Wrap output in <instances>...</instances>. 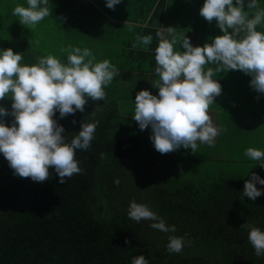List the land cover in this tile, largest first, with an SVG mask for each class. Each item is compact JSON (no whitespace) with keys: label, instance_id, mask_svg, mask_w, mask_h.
<instances>
[{"label":"trees","instance_id":"obj_1","mask_svg":"<svg viewBox=\"0 0 264 264\" xmlns=\"http://www.w3.org/2000/svg\"><path fill=\"white\" fill-rule=\"evenodd\" d=\"M48 7L57 20L70 13L75 21L86 20V37L92 18L100 16L87 0H49ZM144 31L158 38V30ZM21 43V66L37 64L27 44ZM0 107L11 112V104L0 101ZM53 119L64 127L67 143L82 122L97 124L89 149L76 150L83 173L60 184L50 168L47 181L34 182L15 176L0 153V264H131L141 255L150 264H264V256L257 257L248 240L251 227L264 231V195L255 201L244 196L241 176L184 182L166 176L172 186L164 187L156 175L147 196L135 201L137 191L127 183L132 170L148 157L150 146L132 116L120 115L106 93L103 101L89 100L83 113L60 119L57 112ZM0 121L10 127L14 117ZM164 159L171 165L179 162ZM258 175L264 179V169ZM133 200L147 205L167 226L175 225L176 232L153 229V221L129 219ZM244 224L248 227H241ZM170 236L191 243L179 254H170Z\"/></svg>","mask_w":264,"mask_h":264},{"label":"clouds","instance_id":"obj_2","mask_svg":"<svg viewBox=\"0 0 264 264\" xmlns=\"http://www.w3.org/2000/svg\"><path fill=\"white\" fill-rule=\"evenodd\" d=\"M120 3L121 0H106V7L114 10ZM48 4L49 0H27V7L17 5L12 14L21 25L33 29L51 16ZM244 8L245 0H235V6L233 0H205L200 16L209 23L215 20L223 34L203 47L192 46L186 36L178 37L172 27L166 28L171 40L163 32L156 33L159 44L154 73L159 79L153 87L158 88V96L148 90L139 91L132 119L140 131L151 129L150 140L158 153L168 154L182 147L194 154L197 142L215 146V138L226 130L214 126L208 114L210 105L222 93L221 84L213 79L215 75L241 71L252 77L250 87L264 95V32L256 30L264 21V9L258 8V0H248L247 9H256L249 18ZM152 40L151 35L137 36L132 47L147 46ZM178 42L185 51H174ZM61 51L67 52V64L49 54L32 66H21L22 55L11 48L0 52V101L6 97L13 101L11 112L0 107V118L14 117L10 127L0 121V153L15 176L39 183L50 178V168L60 184L83 173L75 159L76 150L89 149L97 124L82 122L79 133L67 143L62 135L64 127L53 117L57 112L60 119L77 111L83 113L89 100L103 101L104 88L120 74L107 59L94 63L96 57L88 48L69 46ZM206 65L214 67L205 69ZM245 156L260 162L264 169V152L248 148ZM113 182L120 184L119 179ZM257 184L264 185V179L253 172L250 180H245L243 195L253 201L264 195V189H258ZM128 217L135 222L153 221L150 227L164 233L177 230L175 225L167 226L147 205L134 200ZM248 240L255 255L264 256V231L251 227ZM130 243L125 240V244ZM186 243L191 241L170 236L166 248L170 254H179ZM131 264L150 262L141 255L134 256Z\"/></svg>","mask_w":264,"mask_h":264},{"label":"crops","instance_id":"obj_3","mask_svg":"<svg viewBox=\"0 0 264 264\" xmlns=\"http://www.w3.org/2000/svg\"><path fill=\"white\" fill-rule=\"evenodd\" d=\"M87 1L93 5L100 16L92 18L91 31H94V33L89 36V39L93 38L95 41L84 44L93 51L97 48L96 44H101L103 47L101 46L100 49H104V52L99 55L98 62L107 59L118 68L120 74L114 78L117 81V87L112 88L109 84L104 88V91L110 94V98L116 102L119 114L127 117L134 116L135 96L139 91L148 90L153 95L158 96L159 90L153 85L159 79L154 73L155 49L158 47L159 38L155 40V36L153 37L151 33L145 32V29L163 32L165 38L171 40L166 28L172 27L176 29L175 34L178 37H188L194 47H203L206 43L210 44L213 38L223 34L216 26L217 22L215 20L209 23L200 16V9L205 0H121V3L115 6L114 10L106 7V0ZM247 3L248 0H245L244 11L249 13V18H252V14L256 9H247ZM233 4L235 6V0H233ZM258 8L264 9V0H258ZM81 21L84 20L77 21V24L82 28ZM199 27L201 30H199ZM203 29L206 31L205 35L202 34ZM256 30L264 32V21L257 26ZM146 35L153 37L151 44L147 46L138 45L136 48L132 47L134 43H137V36ZM86 39L87 37H83V39L76 41H85ZM174 51L183 52L185 49L178 42L174 45ZM212 66L214 67V65ZM205 67H210V65ZM229 74L221 72L213 77L221 84L222 93L210 105L208 114L212 118L213 125L217 128L226 129V131L232 129V133L241 136L243 141L261 139L260 145L262 147L264 132L253 131V125L257 119L264 118V109L260 114L246 112L244 119L247 121H244L243 124L236 117H231L232 111L229 105L232 100H230L229 95L234 94L233 91L235 90L232 89L230 81L232 78ZM244 87L245 85L237 86L238 93ZM263 104L264 97L259 105ZM257 123H260V120H257ZM222 133L223 131L215 138L214 147L208 145L210 147L208 150H214L212 153H218V143ZM145 135L150 146L149 152H157L152 149L154 147L150 140V128L145 129ZM183 149L181 147V150ZM225 149L227 150V148ZM221 150H223V147H221ZM174 152L160 155L163 158L174 159V157H177Z\"/></svg>","mask_w":264,"mask_h":264},{"label":"rangeland","instance_id":"obj_4","mask_svg":"<svg viewBox=\"0 0 264 264\" xmlns=\"http://www.w3.org/2000/svg\"><path fill=\"white\" fill-rule=\"evenodd\" d=\"M17 5L28 6L25 0H0V52L11 48L14 53L22 55L21 42H24L37 60L40 57L51 54L58 58L61 63L67 64V52H62L61 49L71 46L81 49L88 48L96 57L94 63H98L99 55L104 52V49H100L102 45L96 44L97 48L93 51L84 44L89 43V41H95L93 38L89 39V36L94 33V31H91V25L87 39L85 41H76L83 39L87 35L89 24L87 25L86 20L80 22L82 24L81 28L78 26L77 21L74 20L75 14L70 15V13L67 17L63 16L59 21L55 17L56 14L51 12V16L44 18L35 28L28 29L27 26L19 23L18 17L12 14ZM199 30H201L200 27ZM205 33L206 31L203 29L202 34L205 35ZM210 67L213 66L210 65ZM205 69L207 68L205 67ZM227 73H230L229 76L232 78V80L230 79L231 86L235 90L233 91L234 94L229 95L231 97L230 100H232L230 105L228 104L232 111L231 117H236L243 124L244 121H247L244 119L246 112L260 114L263 111L264 104L259 105V103L263 100L264 95L258 94L250 87L252 79L250 75H246L241 71H229ZM116 83V79H113L110 87H117ZM242 85H245V87L240 89V93H238L236 87ZM257 97L259 98L257 99ZM1 102L12 104L13 101L10 97H6ZM257 120H260V123H257ZM257 120L253 125V131L264 132V118ZM260 140L252 141V139H248L243 141L241 136L232 133V129L229 131L225 130L219 139L218 153H212L214 150H208L210 147L207 144L201 145L197 143V149L194 154L190 149L181 150L180 148L178 150L179 153L175 151L174 153L177 157H174L173 160H178L179 162L174 165H171L169 161H165L160 153L149 152L144 163L132 170V176L127 183V187L137 191L136 197H133L135 201H142L153 187L156 175L161 182L163 180L164 187L166 185L168 187L172 186L171 183L168 184L167 179H164L166 176H171L173 181L184 182L204 178H217L222 174L236 173L243 179L249 180L253 172L256 174L260 172L261 167L259 166L260 162L250 160L245 156V152L248 148H255L264 152V143L261 147ZM221 147H223V150H221Z\"/></svg>","mask_w":264,"mask_h":264}]
</instances>
